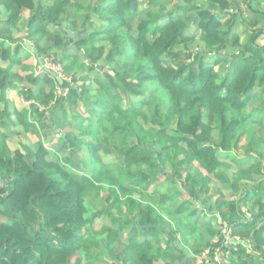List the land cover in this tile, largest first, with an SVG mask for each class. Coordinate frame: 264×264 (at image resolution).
<instances>
[{
  "label": "crops",
  "instance_id": "obj_1",
  "mask_svg": "<svg viewBox=\"0 0 264 264\" xmlns=\"http://www.w3.org/2000/svg\"><path fill=\"white\" fill-rule=\"evenodd\" d=\"M220 2L32 0V10L40 9V19L25 9L12 20L10 10L0 0V160L14 162L20 152L31 164L43 149L47 163H57L80 179L94 182L86 189L91 229L104 242L108 231L119 230L121 250L116 254L122 256L119 262L126 261L124 264H187L191 258L193 262L194 252L211 244L228 226L222 222L218 206L245 191L248 196L240 201L243 216L236 230L242 232L246 224L254 223L255 229L264 224V146L260 145L264 141V0H225V9ZM203 9L216 17V34L223 39L222 46L206 43L197 17ZM49 11L55 17L44 18ZM171 20L186 23L184 35L189 40L174 50L185 52L182 62L190 65L185 72L202 63L214 69L219 80H232L241 59L251 56V50L255 55L258 52L256 60L261 62L247 94L246 121L238 127L232 148L215 153V163L223 165L226 177L208 182L210 188L204 189L201 172L193 163L191 170L177 177L166 162L170 177L159 171L135 181L136 176L125 174L120 191L110 184L116 180L114 175L98 176L102 165H123L122 155L113 148L109 149L117 154L115 159L103 152L107 146L100 118L106 108L98 105L99 95L107 76L119 69L106 58L113 51L112 40L118 37L117 51L113 52L119 53L115 57L118 65L123 64L135 53L132 40L138 37L140 24L148 27L147 38L154 39L158 35L153 33L155 28ZM46 58L61 66L60 76L39 70ZM163 59L174 60L169 53ZM130 103L124 101L125 105ZM212 127L211 140L218 139L220 133ZM93 145L98 147L101 163L93 155ZM47 175L55 178L56 170L47 168ZM116 197L120 204L113 203ZM155 211L161 215V224L153 221ZM236 237L249 244L244 243L246 252H255L251 238ZM134 244L140 247L128 254Z\"/></svg>",
  "mask_w": 264,
  "mask_h": 264
},
{
  "label": "trees",
  "instance_id": "obj_2",
  "mask_svg": "<svg viewBox=\"0 0 264 264\" xmlns=\"http://www.w3.org/2000/svg\"><path fill=\"white\" fill-rule=\"evenodd\" d=\"M2 1L12 20L25 9L33 11L32 0ZM221 1L220 7L225 9L227 2ZM33 14L40 19L39 8ZM197 14L206 43L218 42L222 46L213 13L203 9ZM49 16L55 17L53 11L43 14L44 18ZM185 28L182 20H171L157 26L153 33L158 35L149 39L148 27L140 24L138 37L132 40L134 55L119 65L115 60L119 53L113 52L117 51L118 37L112 40L113 51L106 59H112L119 69L107 76L98 105L106 108L104 117L100 118L102 137L108 147L103 152L106 156L114 155L115 159L117 154L109 149L113 148L122 155L123 165L115 162L111 164L113 168L102 165L98 176L114 175L116 180L110 184L120 191L125 174L136 176L135 181L139 176L151 177L159 171L170 177L171 171L168 173L164 166L166 162L177 177L193 163L201 172L204 189L210 188L208 182L226 177L223 165L215 163V153L227 152L237 140V129L246 121L247 94L255 83L261 60H256L258 52L255 55L251 50V56L241 59L232 80H219L217 72L202 63H198L197 69L185 72L190 66L182 62L185 52H174L189 40L184 35ZM167 53L174 60L165 61L163 56ZM125 100L131 103L125 105ZM212 124L220 133L218 139L211 140ZM260 145L264 146V141ZM97 150L95 147L93 155L101 163ZM45 154L40 149L31 164L20 152L14 162L0 160V264H118L122 258L116 254L117 249L121 250L119 230L108 231L104 242L91 229L86 189L94 186V182L80 179L57 163H47ZM49 167L56 170L55 178L47 175ZM246 195L247 191L218 206L222 222L231 225L233 235L239 239L251 238L255 246L251 254L246 252L243 241L237 240L231 264H264V224L258 229L254 223L246 224L242 232L236 230L243 216L240 201ZM116 202L121 203L117 197L113 203ZM153 221L162 223L156 211ZM132 246L128 254L138 250V244ZM115 259L118 261L114 262ZM191 262L192 258L187 264Z\"/></svg>",
  "mask_w": 264,
  "mask_h": 264
},
{
  "label": "built area",
  "instance_id": "obj_3",
  "mask_svg": "<svg viewBox=\"0 0 264 264\" xmlns=\"http://www.w3.org/2000/svg\"><path fill=\"white\" fill-rule=\"evenodd\" d=\"M39 70H50L57 75L62 74L61 66L51 60L44 59L42 64L39 66ZM238 240L236 236L233 235L232 228L230 226L223 227L212 240L209 247H205L198 253L193 254L192 264H230V256L235 247L231 246V242Z\"/></svg>",
  "mask_w": 264,
  "mask_h": 264
},
{
  "label": "rangeland",
  "instance_id": "obj_4",
  "mask_svg": "<svg viewBox=\"0 0 264 264\" xmlns=\"http://www.w3.org/2000/svg\"><path fill=\"white\" fill-rule=\"evenodd\" d=\"M240 190V189H239ZM0 220H1V217H0ZM217 235V234H216ZM215 235V236H216ZM215 236L212 238V240L215 238ZM238 239V238H237ZM232 244H231V246L232 247H235V249H236V246H234V245H236L237 243H238V241H233V242H231ZM247 252H249V251H247ZM231 260H232V255L230 256V263H231Z\"/></svg>",
  "mask_w": 264,
  "mask_h": 264
},
{
  "label": "water",
  "instance_id": "obj_5",
  "mask_svg": "<svg viewBox=\"0 0 264 264\" xmlns=\"http://www.w3.org/2000/svg\"><path fill=\"white\" fill-rule=\"evenodd\" d=\"M52 74H53L55 77H56V75H57L56 73H53V72H52ZM4 183H5V182H4ZM243 243L249 245L247 242H243Z\"/></svg>",
  "mask_w": 264,
  "mask_h": 264
},
{
  "label": "clouds",
  "instance_id": "obj_6",
  "mask_svg": "<svg viewBox=\"0 0 264 264\" xmlns=\"http://www.w3.org/2000/svg\"><path fill=\"white\" fill-rule=\"evenodd\" d=\"M46 71H48V72H52V71H50V70H46ZM237 241V240H236Z\"/></svg>",
  "mask_w": 264,
  "mask_h": 264
}]
</instances>
